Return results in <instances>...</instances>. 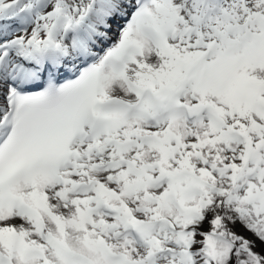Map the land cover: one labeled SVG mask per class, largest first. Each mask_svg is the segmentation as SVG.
Wrapping results in <instances>:
<instances>
[{
	"label": "snow or ice",
	"instance_id": "1",
	"mask_svg": "<svg viewBox=\"0 0 264 264\" xmlns=\"http://www.w3.org/2000/svg\"><path fill=\"white\" fill-rule=\"evenodd\" d=\"M0 264H264V0H0Z\"/></svg>",
	"mask_w": 264,
	"mask_h": 264
},
{
	"label": "rangeland",
	"instance_id": "2",
	"mask_svg": "<svg viewBox=\"0 0 264 264\" xmlns=\"http://www.w3.org/2000/svg\"><path fill=\"white\" fill-rule=\"evenodd\" d=\"M259 250V249H258Z\"/></svg>",
	"mask_w": 264,
	"mask_h": 264
}]
</instances>
